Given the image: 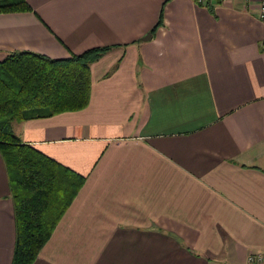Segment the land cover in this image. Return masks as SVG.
I'll use <instances>...</instances> for the list:
<instances>
[{
  "label": "crops",
  "instance_id": "obj_1",
  "mask_svg": "<svg viewBox=\"0 0 264 264\" xmlns=\"http://www.w3.org/2000/svg\"><path fill=\"white\" fill-rule=\"evenodd\" d=\"M26 1L0 12V61L109 46L90 62L86 107L13 121L86 176L32 264H252L264 251L259 0ZM14 240L0 152V264Z\"/></svg>",
  "mask_w": 264,
  "mask_h": 264
},
{
  "label": "trees",
  "instance_id": "obj_2",
  "mask_svg": "<svg viewBox=\"0 0 264 264\" xmlns=\"http://www.w3.org/2000/svg\"><path fill=\"white\" fill-rule=\"evenodd\" d=\"M207 6L213 11L212 0ZM26 0H0V12L29 11ZM109 46L64 58L15 50L0 61V152L13 202L15 240L10 264H32L86 176L22 142L13 121L87 106L90 62Z\"/></svg>",
  "mask_w": 264,
  "mask_h": 264
},
{
  "label": "built area",
  "instance_id": "obj_3",
  "mask_svg": "<svg viewBox=\"0 0 264 264\" xmlns=\"http://www.w3.org/2000/svg\"><path fill=\"white\" fill-rule=\"evenodd\" d=\"M259 12L258 16L261 19H264V0H259ZM248 262L254 264H264V251H257V252H252L249 253L247 256Z\"/></svg>",
  "mask_w": 264,
  "mask_h": 264
},
{
  "label": "water",
  "instance_id": "obj_4",
  "mask_svg": "<svg viewBox=\"0 0 264 264\" xmlns=\"http://www.w3.org/2000/svg\"><path fill=\"white\" fill-rule=\"evenodd\" d=\"M151 36V32H148L143 38L147 39Z\"/></svg>",
  "mask_w": 264,
  "mask_h": 264
},
{
  "label": "rangeland",
  "instance_id": "obj_5",
  "mask_svg": "<svg viewBox=\"0 0 264 264\" xmlns=\"http://www.w3.org/2000/svg\"><path fill=\"white\" fill-rule=\"evenodd\" d=\"M258 9H259V6H258ZM259 11V10H258Z\"/></svg>",
  "mask_w": 264,
  "mask_h": 264
}]
</instances>
